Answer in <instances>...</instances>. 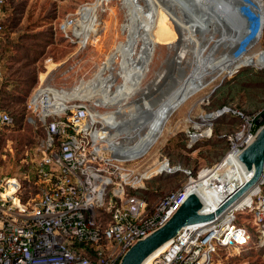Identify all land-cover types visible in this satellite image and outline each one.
Returning a JSON list of instances; mask_svg holds the SVG:
<instances>
[{"label": "rangeland", "instance_id": "1", "mask_svg": "<svg viewBox=\"0 0 264 264\" xmlns=\"http://www.w3.org/2000/svg\"><path fill=\"white\" fill-rule=\"evenodd\" d=\"M177 1L112 0L106 4V0H4L0 7L4 24L0 40V110L9 112L14 123L0 139V179L17 178L29 190L23 175L32 171L41 156L39 146L45 130L40 123L27 122L26 102L41 84L66 95L91 94L94 99L77 102L87 108L100 104L97 110L116 123L114 135L108 137L122 142L123 152L132 155L129 165L138 177L154 174L163 159L181 169L173 175L143 180V187L134 192L149 207L190 178L197 180L201 170L212 169L203 171L210 177L226 160V136L238 128L239 122L228 116L205 117L224 106H233L249 116L263 115L264 67L249 64L236 73L222 71L213 79L211 76L244 48L246 55L254 54L256 60L257 54L264 51V20L254 43L251 31L231 48L216 45V40L236 32L229 27L213 28L216 17L201 14L199 6H212L213 14L226 17L219 7L232 11L234 5L239 8L240 2L250 5L253 0ZM261 2L264 16V0ZM244 16L250 17L247 13ZM181 50L186 54L178 65L176 57ZM148 53L152 57L146 60L143 56ZM243 70L256 73L255 81L239 77ZM204 76L207 83L200 88L199 79ZM106 96L112 97V103H104ZM176 105L181 106L174 110ZM162 117L165 123L161 135L152 146L142 147L159 130ZM209 128L210 136L203 135L188 147L189 134H202ZM31 190L34 193L32 186ZM108 219L103 214V223ZM237 223L253 232L249 215L240 213ZM221 257L223 264H264V249L251 241Z\"/></svg>", "mask_w": 264, "mask_h": 264}, {"label": "built area", "instance_id": "2", "mask_svg": "<svg viewBox=\"0 0 264 264\" xmlns=\"http://www.w3.org/2000/svg\"><path fill=\"white\" fill-rule=\"evenodd\" d=\"M108 1L112 0H106V4ZM3 3L0 0V7ZM3 30L0 11V40ZM244 49L233 56L245 57ZM248 65L233 66L232 73ZM258 65L264 67V61ZM1 79L0 71V83ZM57 90L41 84L26 102L27 122L40 123L45 130L39 146L41 156L32 171L23 175L29 190L17 178L0 179V264H120L130 247L171 218L190 195V183L196 180L190 178L149 207L134 193L143 187V180L173 175L181 169L163 159L153 175L138 177L129 160L104 153L108 138L103 132L102 114L61 97ZM215 116L238 120V128L226 136L229 150L223 160L230 155L238 159L254 139L262 115L249 116L233 106H224ZM13 123L12 115L0 110V139ZM195 135L203 136L189 134V148L198 141H193ZM207 170L212 169L200 173ZM244 172L250 179L252 174ZM256 188L249 203L240 209L233 206L210 222L182 228L148 264H223V254L246 247L251 241L264 249V180ZM226 194L214 197L211 207L199 197V214H215ZM240 213L250 216L252 233L245 224L237 223ZM103 214L109 216L105 223Z\"/></svg>", "mask_w": 264, "mask_h": 264}, {"label": "bare ground", "instance_id": "3", "mask_svg": "<svg viewBox=\"0 0 264 264\" xmlns=\"http://www.w3.org/2000/svg\"><path fill=\"white\" fill-rule=\"evenodd\" d=\"M174 2L178 3L177 0L176 1L174 0ZM206 2H210V1L206 0ZM261 3H262L261 0H253L250 5L243 4V5H240L239 8L236 5H234V9H236V11H237V9L240 10V15L236 16V17H233V14H231L232 11L225 9V7H219V8H221L222 11L226 14V17L222 16L218 12H217L218 14H213L212 6L205 5L204 3H202L201 6H199V7L201 8V14L211 13V15L216 17V19L213 21V24H212L213 28H215L217 25L219 28L224 30L228 26V27H232L234 30L238 31V33L240 34L241 31L243 30L244 26L246 27L250 21V25L247 28L248 29L251 28V30L247 29L248 30L247 34L251 31H253L254 36H253V34H252V36L254 37V39H253V41H251V43H254L259 38V36L261 34L259 29L261 28V26L263 24L262 23L263 13L261 11ZM246 13L249 14V16H250L249 18H244L245 17L244 14H246ZM174 16L177 17L176 14H174ZM251 16H252V18H251ZM208 22L212 23V21H208ZM240 29H242V30H240ZM223 33H222V35H223ZM146 35H147V33L144 34V37ZM235 35L229 34L228 36H225L224 38H221L220 40H216L215 44L216 45H227V47L231 48V45H234V41L236 39ZM185 40L188 41L187 38H185ZM185 54L186 53L183 52V50H181V52L180 51L177 52L176 64L179 65L180 63L183 62V59L185 58ZM143 57H144V59L148 60L152 57V54L148 53L147 55H145ZM254 58H255L254 54H248L245 57H239V58L233 57V59H230L228 61V63L225 65L224 68H222L216 74L212 75L211 79H213L215 76H217L222 71H228L229 73H232L231 67H233V66L236 68V67H239L241 64H245V63L252 64V65L255 63H261L264 61V54H262V53H260V55L257 54L256 60ZM135 66H136V64H135ZM126 71H129V70L127 69ZM192 79L193 78H191L190 80H192ZM107 81H106V83H107ZM199 82H200V84H198L199 86L201 84L203 85V83L205 85L207 83L206 82V76L199 79ZM200 88H201V86H200ZM200 88H199V90H200ZM40 91H41V88L38 90L37 93H39ZM194 91H195L194 89L190 90V92H194ZM57 92H59V91L57 90ZM87 93L88 92H86V93L77 92V93H74L73 96H71V95L62 94L60 92V93H58V95H60L61 97L63 96V98L72 99L75 101H79L80 99L82 101H84V100L86 101L88 99H94L90 93H89L90 94L89 96L86 95ZM188 94H189V92H188ZM103 101H104V103L105 102H107V103L111 102L112 103V97L106 96V97H104ZM101 104L104 106V104L102 102H101ZM180 106L181 105H176L175 107H173V109L177 110ZM92 108H94V109L101 108V105L98 103H94ZM101 116H102L103 120H105V129L103 130V132L105 133V135L108 138L107 139V149L110 150L111 153L114 154V156H119L122 159L124 158L125 160L130 159L132 157V155L123 152V151H125V149L121 148L122 142H119L118 140L117 141L110 140L108 137L109 135H114V132H115L114 125L116 123H111L109 120H107V114H102ZM215 117L216 116L214 114L213 116H211V115L207 116V119H213ZM161 121L162 122L159 123L160 124L159 130H155L153 132V134L146 140L145 144H142V147L152 146L156 142V140L158 139V137L162 133L163 126L165 123V118L162 117ZM195 128L199 129L198 126H196ZM202 134L209 136L210 130L207 129V130L203 131ZM197 139H198V136H196V135L193 136V141H195ZM123 146H125V145H123ZM112 150H115V152ZM244 170L245 169H244L243 165L239 162V160L236 158V156L230 155L226 158V160L221 165H219L215 170L212 171L213 173L210 175V177H208V175H209L208 172H203L201 174L200 178H198L194 182H191L189 185V192H190V194L193 193V194L197 195L198 197H201L204 200V204L209 205L211 207L214 203L213 202L214 197L219 196V193H222V192L223 193H227V192L230 193L248 181L249 176H247V173H245ZM149 175H153V172H150ZM256 191H257L256 187L252 188L243 197H241V199H239L233 206L236 209H240L244 204L249 203L252 196L255 195ZM168 244H169V242L164 244L153 255H151L148 259H146L143 264H148L149 259H151V257H153L154 255L162 252L168 246Z\"/></svg>", "mask_w": 264, "mask_h": 264}, {"label": "water", "instance_id": "4", "mask_svg": "<svg viewBox=\"0 0 264 264\" xmlns=\"http://www.w3.org/2000/svg\"><path fill=\"white\" fill-rule=\"evenodd\" d=\"M231 14H233V17L239 16L240 10L237 9L236 11V9H234ZM247 27L248 26H244L240 34L232 27L228 28L231 29L232 33L236 32V35L234 34L236 36L234 44L247 34L249 30ZM257 125L258 131L254 139L242 150L238 157L239 162L244 166L245 170L249 174H252L251 178L234 191L222 197L215 214L206 216L200 215L199 212L202 209V203L197 195L193 193L190 194L180 208L163 226L130 247L122 257L120 264H143L146 259L153 255L164 244L170 243L182 228L212 221L228 208L233 207V205L249 190L254 187H259L262 184L264 180V115H262L260 121L257 122Z\"/></svg>", "mask_w": 264, "mask_h": 264}, {"label": "trees", "instance_id": "5", "mask_svg": "<svg viewBox=\"0 0 264 264\" xmlns=\"http://www.w3.org/2000/svg\"><path fill=\"white\" fill-rule=\"evenodd\" d=\"M247 67V66H246ZM246 67H241L240 69H244ZM238 72V71H237ZM249 77L250 78V81L249 82H254L255 80H253L255 77H257V74L256 73H252V71H247V70H243V72H241L239 74V77ZM261 115V114H260ZM223 117H226V116H223ZM219 118H222V117H219ZM219 118H216V119H219ZM232 118V117H231ZM235 119V118H234ZM237 120V119H236ZM256 129H258V125L256 127ZM136 195H138L136 192H134ZM140 197V196H139ZM143 199V198H142Z\"/></svg>", "mask_w": 264, "mask_h": 264}, {"label": "crops", "instance_id": "6", "mask_svg": "<svg viewBox=\"0 0 264 264\" xmlns=\"http://www.w3.org/2000/svg\"><path fill=\"white\" fill-rule=\"evenodd\" d=\"M216 118V117H215Z\"/></svg>", "mask_w": 264, "mask_h": 264}]
</instances>
